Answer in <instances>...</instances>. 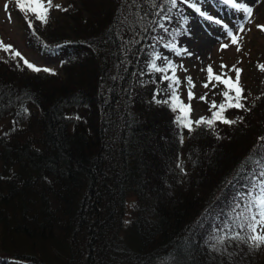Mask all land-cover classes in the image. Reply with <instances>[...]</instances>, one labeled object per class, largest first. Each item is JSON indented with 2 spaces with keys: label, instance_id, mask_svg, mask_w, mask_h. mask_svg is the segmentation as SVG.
Segmentation results:
<instances>
[{
  "label": "trees",
  "instance_id": "trees-1",
  "mask_svg": "<svg viewBox=\"0 0 264 264\" xmlns=\"http://www.w3.org/2000/svg\"><path fill=\"white\" fill-rule=\"evenodd\" d=\"M65 8L67 32L27 27L57 75L0 52V264H264L251 242L230 238L247 234L233 219L243 188L264 179V69L255 98L241 80L251 111L225 113L242 122L189 131L154 101L161 76L148 67L181 33L183 0L167 32L151 0ZM210 97L206 118L223 102Z\"/></svg>",
  "mask_w": 264,
  "mask_h": 264
},
{
  "label": "rangeland",
  "instance_id": "rangeland-1",
  "mask_svg": "<svg viewBox=\"0 0 264 264\" xmlns=\"http://www.w3.org/2000/svg\"><path fill=\"white\" fill-rule=\"evenodd\" d=\"M69 1L53 0V4H59L65 8ZM241 2L253 8V16L251 23H245L246 30L241 34L243 38L240 41V51H237V45L231 44L230 38L227 36V30L220 24L210 22L198 11L185 9H181L179 12L185 14L187 20L182 24L181 33L173 42L177 44L178 48L186 47L191 55L184 53L182 50L181 54L178 55L177 50L166 48L164 44L159 48L158 53L162 57L161 60L156 62L159 67H163L166 63L163 57H167L168 60L177 65L176 76L181 81L178 86V93L185 104H189L188 84L185 78L188 76L193 78L195 87L192 91L195 93V98L190 102L192 108L190 119L193 121L199 120L205 114L202 105L203 100L199 99V97L204 96L205 93H207V97L219 96V93L223 90V85L218 86L220 90L212 87V83H215V81L210 83L207 89L202 86L207 81V72L202 71V69H206L208 65H211L217 74L221 72V64L227 65L224 71L228 72V75L233 79L235 78V72L228 71V69L235 65L243 70L241 80L250 88V97L255 98L259 91L262 78L260 69L261 64L264 62V30L257 26H264V0H241ZM185 4L192 6L196 4V0H189ZM196 7L201 8L202 11H206L207 14L213 17L221 19L229 27L234 28L243 19V13L234 11L232 7L224 4L223 0H207V2L200 0ZM28 18L39 26L42 36L47 35L49 38L53 37L51 33H54L55 30L67 32V28H69L68 17L56 8L50 11V19L46 25L42 24L31 13L28 14ZM161 22L165 21L161 19ZM27 27L28 23L25 19V14L20 10L17 0H0V41L5 45L13 46V49L10 50L11 54L18 50L24 58L38 67L54 69L56 72L61 71L60 64L56 58L49 52L44 51L45 43L41 40L34 43L33 38L40 37L32 36ZM223 44H228L229 47L221 50V45ZM3 51V49H0V52ZM17 61L21 66L27 68L19 57H17ZM180 65H183V67H179ZM184 69H187V71ZM28 71L31 72L29 69ZM152 74L151 71L144 73L145 76ZM167 74L171 76V70ZM162 75V73L157 74V76L161 77ZM168 83V81L161 79L158 89H165ZM169 95L170 93H161L157 98L158 100H163ZM243 187L245 186L240 188ZM242 191L249 190L243 188ZM226 216L224 213L217 212V219L219 220ZM257 231L259 232L260 229L258 228ZM259 250L257 252V255H260L258 263L264 259V246H261ZM30 251L37 252L36 249H31ZM59 261L61 260L53 259V262H55L53 264H65V262ZM8 264L22 263L13 260Z\"/></svg>",
  "mask_w": 264,
  "mask_h": 264
},
{
  "label": "snow or ice",
  "instance_id": "snow-or-ice-1",
  "mask_svg": "<svg viewBox=\"0 0 264 264\" xmlns=\"http://www.w3.org/2000/svg\"><path fill=\"white\" fill-rule=\"evenodd\" d=\"M151 2L153 3V7L159 8L160 11L157 14L161 15L162 21H169L171 20V16L168 15V13L171 12L173 8L178 7L180 0H159V3H156V0H151ZM183 2L187 3L189 0H183ZM204 2H207V0H204ZM17 3L20 10H22L25 14V19L29 24V27L32 28L33 31L35 30L33 27V21L28 18L29 13L35 15L37 20L46 25L49 22L50 11L53 8L59 9L61 11L68 10L59 4H53V0H17ZM165 3L168 4V7H161ZM199 3L200 0H196V4ZM223 3L232 7L234 11L243 13V19L234 28L224 24L221 19L207 14L206 11H202L201 8L196 7V4H193L192 6L195 7L196 11L200 12V14L205 16V18L210 22L220 24L224 29H226L227 36L230 38L231 44L237 45V51H240V41L243 38L241 34L246 30L245 23L252 22L253 8L241 2V0H223ZM158 26L165 32L168 31L165 23L161 22ZM257 27L264 30V26L258 25ZM164 47L177 50L178 55L181 54V50L184 53L191 55V53H188L186 47H183L182 49L178 48L177 44L172 41L164 44ZM228 47V44H223L221 45V50L227 49ZM0 49H3L5 52H9L13 49V46L5 45L2 41H0ZM17 57L23 60V65L33 72L39 73L43 71L51 75L58 74L54 69L46 67L41 68L34 63L29 62L18 50L12 52V59H16ZM161 59L162 57L160 53H154L153 58L149 63V67L155 72L162 73L163 75L161 79L166 80L169 83L165 89H158L154 93L153 99L157 104H166L173 112H179L174 120V122L179 126L187 128L189 131H193L194 124L197 126L204 124L208 128H214L217 121L224 124L233 125L238 122H242L243 117L229 119L225 115L228 110L241 109L245 111H251V109L246 107V104L242 102L243 100L247 99V97L243 95L245 89L241 83V73L243 70L236 67L235 65H233L231 69H228V71L235 72V78L233 79L228 75V72L224 71V69L227 68V65H220L221 72L219 74L215 73L211 65H208L206 69H202V71L207 72V81L202 86L207 89L209 84L213 81H215V83H212V87L214 89L219 85H223L224 90L219 93L223 97V102L217 104L215 100H212L209 105L210 110L216 109V111L212 112L211 118L201 117L199 120L193 121L190 119V113L192 111L190 102L195 98V93L192 91V89L195 87L193 78L191 76L185 78L188 84L189 100V104H185L178 93V86L181 81L179 77L176 76L177 65L168 60L167 57H163L166 63L163 67H159L156 62ZM17 67H21V65L18 63ZM179 67L182 68L183 65H180ZM261 68L264 69V65H262ZM21 70H23L22 67ZM169 70H171V76L167 74ZM184 70L187 71V69ZM161 93H170V95L163 100L156 99V97L161 95ZM199 99L207 101V93H205L204 96L199 97ZM260 139L264 140V137H261ZM257 175L258 177H264V166H262L261 171ZM237 207H241V205L238 204ZM233 219L237 222V226L240 229L247 230V234L242 236L240 232H235L234 234L230 235L231 239L242 241L244 243L251 242V246L255 249H259L261 246H264V179H257L254 184L249 186V191L242 196V209L233 217ZM258 228L260 229L259 232L257 231ZM226 238L229 237L220 236L218 237V240L223 242Z\"/></svg>",
  "mask_w": 264,
  "mask_h": 264
}]
</instances>
